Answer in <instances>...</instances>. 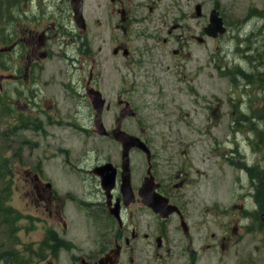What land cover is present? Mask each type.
Returning <instances> with one entry per match:
<instances>
[{"label":"flooded vegetation","instance_id":"obj_1","mask_svg":"<svg viewBox=\"0 0 264 264\" xmlns=\"http://www.w3.org/2000/svg\"><path fill=\"white\" fill-rule=\"evenodd\" d=\"M225 6L0 0V107L9 112L8 135L23 138L21 169L30 201L50 222L49 253L73 250L79 255L71 261L79 264H135L137 256L200 264L206 253L227 252L239 236V219L205 221L207 205L196 204L194 191L206 163L218 168L233 154L214 163L228 140L221 135L220 85L215 95L207 91L209 67L219 81L225 77L217 44L237 30ZM212 16L222 31L214 37ZM233 38L243 45L235 53L250 64L249 39ZM80 109L88 112L82 121ZM64 131L86 151H70ZM55 160L58 179L46 172ZM57 181L71 193L59 194ZM68 203L90 219L86 244L66 238ZM141 240L152 248H138Z\"/></svg>","mask_w":264,"mask_h":264},{"label":"rangeland","instance_id":"obj_2","mask_svg":"<svg viewBox=\"0 0 264 264\" xmlns=\"http://www.w3.org/2000/svg\"><path fill=\"white\" fill-rule=\"evenodd\" d=\"M219 1L227 5L228 14L237 21V30L230 32L225 41L217 44L222 46V52L218 55L223 57L224 79L219 81L215 78L214 70L210 67L208 70L212 73L210 77L213 76V79L207 80L208 94L215 95L219 85L221 88V92H218V97L223 99L221 135L228 140L218 147L220 156L213 158L214 163H220V159L229 156L230 151L233 154L227 162L224 159L218 168L210 165L211 161L206 163L207 175L194 191L196 204L207 205L209 211L208 214H202L203 219H216L223 224L229 218L239 219V236L232 240L227 252L206 253L200 264H218L220 258H223V264H264V224L261 221L264 213V0ZM250 11H255V15ZM246 19L249 20L244 23ZM234 36H239L241 42L249 39L250 54L254 57L250 64L235 53L241 43ZM208 49H212L211 45ZM242 70L246 74L239 72ZM229 71L231 74L227 77ZM87 113L86 109H80L79 120L86 118ZM8 115L9 112H3L0 107V203L10 211L11 216L8 220L0 216V254L12 252L13 259H19L24 264H46L45 260L55 264H79L71 261L73 255H79L73 250L61 251L58 257L47 249L43 250L51 235L50 222L44 220V217L47 219L46 213L37 210L35 203L28 197L29 188L21 169L25 161V145L20 142L23 138H17L15 142L11 134L8 135L12 128L9 129V123L5 124ZM84 128L87 129V126ZM62 135L66 140L68 132L64 131ZM234 137L236 143L231 142ZM65 143L70 151H86L85 144H80L79 139L73 138L71 142L66 140ZM112 146L113 153L119 151L115 145ZM57 163L56 160L51 161L46 170L48 175L56 179L57 170L53 168ZM55 189L61 195L71 193L70 187L64 186L62 181L56 182ZM73 193L79 194L80 191ZM68 205L71 213L67 215L69 227L66 238L78 236V244H86L90 219L85 216L84 210L74 209L71 203ZM145 220L153 221V218ZM58 232L61 234L62 230L58 229ZM137 247L150 250L152 245L146 246L141 240ZM137 257L140 260L135 261V264H158L154 258L142 261ZM164 262L170 264L169 259ZM15 264H19V261Z\"/></svg>","mask_w":264,"mask_h":264},{"label":"trees","instance_id":"obj_3","mask_svg":"<svg viewBox=\"0 0 264 264\" xmlns=\"http://www.w3.org/2000/svg\"><path fill=\"white\" fill-rule=\"evenodd\" d=\"M9 212L10 211H8L6 208H4L3 205L0 203V216L2 215L5 219L8 220L11 217ZM4 223L6 225H8L7 222H4ZM10 232H12V231L10 230ZM44 248H43V250L45 251L46 249H44ZM16 261H19V264H24V262L19 260V259H13L12 252H3V253L0 254V264L1 263H4V264H15Z\"/></svg>","mask_w":264,"mask_h":264},{"label":"water","instance_id":"obj_4","mask_svg":"<svg viewBox=\"0 0 264 264\" xmlns=\"http://www.w3.org/2000/svg\"><path fill=\"white\" fill-rule=\"evenodd\" d=\"M211 18L213 20H212L211 26H209L208 35L214 37L217 32H220L221 31V24H220V21L219 20H215V18L213 16ZM261 221L264 224V213L262 214Z\"/></svg>","mask_w":264,"mask_h":264}]
</instances>
